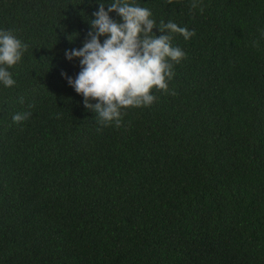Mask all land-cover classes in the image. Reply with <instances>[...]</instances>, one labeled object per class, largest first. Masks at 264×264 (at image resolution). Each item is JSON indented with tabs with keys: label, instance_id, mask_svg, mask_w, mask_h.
Listing matches in <instances>:
<instances>
[{
	"label": "trees",
	"instance_id": "1",
	"mask_svg": "<svg viewBox=\"0 0 264 264\" xmlns=\"http://www.w3.org/2000/svg\"><path fill=\"white\" fill-rule=\"evenodd\" d=\"M138 2L195 35L102 126L61 75L97 0H0L28 45L0 84V264H264V0Z\"/></svg>",
	"mask_w": 264,
	"mask_h": 264
},
{
	"label": "clouds",
	"instance_id": "2",
	"mask_svg": "<svg viewBox=\"0 0 264 264\" xmlns=\"http://www.w3.org/2000/svg\"><path fill=\"white\" fill-rule=\"evenodd\" d=\"M97 3L82 46L64 53L69 61L78 58L80 71L75 78L63 72L61 75L82 95L84 108L95 114L97 123L119 126L123 110L149 107L157 100L153 89L169 90L173 64L186 57L182 48L172 44V34L179 33L187 40L195 32L171 20L158 25L152 10L138 0H97ZM113 12L119 20L110 15ZM27 49L28 45L14 30L0 28V84L4 87L15 86L9 69L22 60ZM28 115L16 113L12 119L19 123Z\"/></svg>",
	"mask_w": 264,
	"mask_h": 264
}]
</instances>
